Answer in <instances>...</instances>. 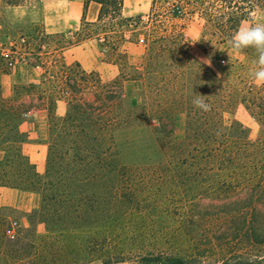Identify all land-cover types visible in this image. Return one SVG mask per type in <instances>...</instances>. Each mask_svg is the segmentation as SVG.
<instances>
[{"label": "trees", "instance_id": "obj_1", "mask_svg": "<svg viewBox=\"0 0 264 264\" xmlns=\"http://www.w3.org/2000/svg\"><path fill=\"white\" fill-rule=\"evenodd\" d=\"M83 1L84 10L90 3L100 6L97 21L83 22L76 41L64 43L57 53L84 40L99 38L107 61L113 56L114 62L125 65L126 55L120 50L124 43H132L144 49L141 71L103 82L97 74H87L77 65L66 66L59 60L62 87L56 99H49L48 123L49 140L54 122L62 124L58 136L63 143L65 168L54 172V145L49 141L47 169L44 175H33L34 186L6 185L38 193L40 210L52 212H45L49 218H92L94 211L99 218H119L117 215L128 213L133 199L125 176L134 171L156 172L162 178L150 195L163 199L168 209L176 210L182 218L226 219L209 224L204 236L191 239L189 255L146 251L139 247L141 240L108 234L97 244L102 251L101 264L124 262V253L105 250L117 241L138 250L134 264H264V85L241 82L239 69L212 68L193 58L184 26L177 27L172 22L196 19L201 26L198 43L208 56L217 47H228V39L239 26L251 20V11L264 9V0H175L176 4L158 13L155 20L156 0H152L146 20L124 15L122 0ZM25 2L0 0V28L5 25V11L22 7ZM157 18L164 21L157 24ZM42 47L39 45L32 54L0 51V60L5 62L1 71L9 72L18 62L43 70ZM240 54L245 59L256 58L254 49ZM155 76L160 77L156 86L147 83L149 77L156 80ZM91 77L96 79L93 84L89 82ZM148 87L158 99H165L154 112L158 115L155 135H159L156 140L162 161L147 167L125 166L117 159L114 133L149 122ZM193 91L207 96L210 112L193 107ZM60 99L67 103L62 117L54 111L55 100ZM233 105H241L258 122L254 141L239 122L227 123L224 119ZM177 115L184 116L183 136L178 140L174 138ZM161 127L163 132L159 131ZM95 144L99 153L96 160ZM85 225L104 231H117L122 226L114 221ZM87 250L91 247L87 246ZM85 255L84 264L93 261Z\"/></svg>", "mask_w": 264, "mask_h": 264}, {"label": "rangeland", "instance_id": "obj_2", "mask_svg": "<svg viewBox=\"0 0 264 264\" xmlns=\"http://www.w3.org/2000/svg\"><path fill=\"white\" fill-rule=\"evenodd\" d=\"M174 1L156 0L154 20L158 13L172 8V5L176 4ZM73 6L74 4L70 3L69 0H26L22 7L11 8L5 11V25L0 28L1 52L4 51L6 54H9L10 51L16 50L20 54H24L25 52L32 54L36 53V48L39 45L43 46L42 58L44 66L43 70L41 68L39 70L47 77L43 90L45 89L49 92L50 100H54L59 96L58 91L62 87L61 82L63 81L61 77L63 70L58 63L59 54L57 50L59 47L64 46L66 42H75L77 39L76 34L79 32L77 30L63 31L61 29L65 21L67 24H72L73 19L76 18V11L73 10ZM70 8L73 11L72 15L68 14ZM48 13L51 14L50 18H53L50 24V31L45 29L43 23ZM61 14H66L67 17L58 18L59 15V17H63ZM131 16L139 17L137 15ZM162 19L157 18V24ZM172 22L177 27L184 26V35L188 40L191 50L190 54L193 58L201 62L210 58L211 66L209 67L212 68L229 69L233 67L234 71L239 69L238 73L241 74V82L246 81L249 84L257 85L249 75L251 63L255 58L245 59L244 55L234 52L231 53L229 58L227 51L230 52V49L226 46L217 47L208 56L204 55L198 43L201 26L197 20L183 21L175 19ZM61 36L64 39H61ZM98 39L93 38L91 41L99 49L101 42ZM140 48L143 50L142 46ZM109 58L113 60L115 57L111 56ZM220 61H224V64H221ZM117 63L120 67L119 62ZM131 64L133 63L121 65L119 70L122 75L135 76L138 69L140 70L139 64L137 66ZM155 78L157 79L152 80V77L151 79L149 77L147 83L156 86L157 82L160 81V77L155 76ZM90 79V84L96 82L94 77ZM111 79H113L111 73L103 74V82H110ZM23 92L20 90L18 93L22 94ZM161 101L164 103L165 99H158L153 90L148 87L149 122L141 127L121 129L114 133L117 159L122 165L147 167L157 165L162 161V152L156 140L157 138L159 139V135H155V129H157V126L159 127L157 120H155L158 115L154 113L156 110H159ZM229 112L224 116L227 123H230L232 120L239 122L249 131L250 140L254 141L259 132L258 122L241 105H233ZM20 113V110H15L8 116V119L11 121L9 128L10 137L14 141L18 139L15 134V123L19 121ZM54 125L53 131L55 135L52 133L51 140L49 141L54 145L52 168L54 172H57L65 168L64 163L66 159L62 150V140L58 136L62 124L55 121ZM183 130L184 116L177 115L175 117L174 138L177 140L182 138ZM159 131L163 132L164 130L161 127ZM97 147L98 145L95 144L94 148L97 152L94 154V160L99 156ZM22 165L25 168L24 172H26L23 178L24 184L28 183L29 187H33L35 180L33 173L26 165L23 163ZM93 173L97 174V171L95 170ZM161 178V175L152 171H134L126 175L125 179L132 190L133 199L128 208V213L117 215L119 218H99L96 211L91 215L92 218H49L50 215H46L45 212L49 214H52V212H48L47 210L43 212L39 208L36 213L26 217L27 225L19 227L13 238L1 235L0 264H84L83 259L87 256L85 254H88L93 260L86 264H101L99 256L102 251L101 247H98L97 244L110 234H118L141 240L139 247L146 251L155 252L163 250L165 253L170 254L189 255L192 251V247L189 246L191 239L204 236L208 231L207 226L209 224H215L226 218H182L181 214L176 213V210L168 209V203H165L163 199H156L150 195L158 188ZM94 202L96 203V199ZM94 205L96 209L97 204ZM262 211L264 212V207H262ZM104 221L118 222L124 228L121 226V229L117 231H104L99 228L89 229L88 227H84L87 226L85 225L86 222L100 224ZM87 246H90L91 250H87ZM121 248H123L122 251H120ZM105 250L113 254H125L124 262L115 264H134V258L138 252L137 249L123 246L119 241H117V244L112 243ZM18 256L20 260H17Z\"/></svg>", "mask_w": 264, "mask_h": 264}, {"label": "crops", "instance_id": "obj_3", "mask_svg": "<svg viewBox=\"0 0 264 264\" xmlns=\"http://www.w3.org/2000/svg\"><path fill=\"white\" fill-rule=\"evenodd\" d=\"M73 3L76 18L72 24L65 21L61 29L80 31L82 23H95L98 18L100 6L90 3L84 10L83 0H69ZM123 14L129 17L137 15L146 18L149 14L152 0H122ZM69 15L73 14L72 8ZM65 18L66 14H61ZM48 13L43 20L45 29L50 31L53 18ZM55 17V15H54ZM80 24V27H79ZM70 33V32H69ZM140 45L124 43L120 52L126 55V62L137 66L142 63L144 49ZM91 40H84L77 45L67 47L59 54V60L66 66L77 65L87 74L95 73L103 81V74L111 73L113 79L119 77L121 72L117 62L107 61L105 56ZM131 60V62H130ZM5 62L0 60V237L7 236L6 231L15 222L19 227L27 225V216L40 207L41 197L20 187H11L23 184L25 177L22 163L36 175H44L47 169L49 154V123L48 102L49 92L43 90L47 77L39 69H34L24 62L15 63L9 72H2ZM120 64V62H119ZM138 68V67H137ZM136 68V69H137ZM111 79L110 81H112ZM24 91L22 94L18 92ZM55 114L64 116L67 103L64 99L55 100ZM20 110V119L15 123L16 141L10 137V113ZM27 113L24 118L23 114ZM3 169V170H2Z\"/></svg>", "mask_w": 264, "mask_h": 264}, {"label": "clouds", "instance_id": "obj_4", "mask_svg": "<svg viewBox=\"0 0 264 264\" xmlns=\"http://www.w3.org/2000/svg\"><path fill=\"white\" fill-rule=\"evenodd\" d=\"M250 16L251 20L244 21L228 39L230 52L227 53L230 58L232 52L239 54L247 49H254L256 58L251 63L249 75L255 84L264 85V9L257 7L251 11ZM202 62L211 66L210 58ZM206 97L193 91L191 101L193 107L203 113L210 112L212 106L207 102Z\"/></svg>", "mask_w": 264, "mask_h": 264}, {"label": "built area", "instance_id": "obj_5", "mask_svg": "<svg viewBox=\"0 0 264 264\" xmlns=\"http://www.w3.org/2000/svg\"><path fill=\"white\" fill-rule=\"evenodd\" d=\"M221 64H224V61H220ZM27 116V113L23 114V117L25 118ZM18 229V226L15 222H13L10 227L7 229L6 234L7 237L13 238L16 235V231Z\"/></svg>", "mask_w": 264, "mask_h": 264}]
</instances>
